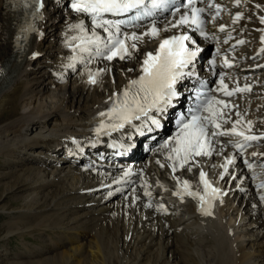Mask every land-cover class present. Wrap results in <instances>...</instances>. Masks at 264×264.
Listing matches in <instances>:
<instances>
[{"label":"bare ground","instance_id":"bare-ground-1","mask_svg":"<svg viewBox=\"0 0 264 264\" xmlns=\"http://www.w3.org/2000/svg\"><path fill=\"white\" fill-rule=\"evenodd\" d=\"M4 3L0 0V167L6 170L0 172V213L7 219L0 241L35 231L61 233L47 264H80L84 256L88 264H111L113 252L116 264H264V189L245 180L242 192L234 181L227 184L229 175L220 174L218 183L226 191L204 213L207 195L193 176L181 174L176 163L148 168L144 178L154 188L149 196L160 195L174 207L166 216L144 202L142 190L131 188L121 196L128 187L123 175L110 179L66 161L79 144L95 141L100 112L112 106L137 64L117 63L110 72L108 64L92 65L87 52L74 48L85 65L73 68L65 47L82 34L74 27L78 20L61 17L50 6L33 38L20 44L21 19ZM263 103L264 98L257 101ZM60 146L66 152L56 159L65 161L50 166L51 150ZM188 191L198 194L194 204L170 194ZM32 218L38 222L26 220ZM121 249L132 255L121 256Z\"/></svg>","mask_w":264,"mask_h":264},{"label":"snow or ice","instance_id":"snow-or-ice-1","mask_svg":"<svg viewBox=\"0 0 264 264\" xmlns=\"http://www.w3.org/2000/svg\"><path fill=\"white\" fill-rule=\"evenodd\" d=\"M197 0H187L186 3L180 4L178 0H151V8L145 7V0H71V8L77 13H83L91 17L93 23L97 27H104V31L108 33V40L104 42L99 36H95L94 40H89V43H94L97 45L96 55L103 56L107 60H112L116 57L123 60L132 55L131 50L137 49V43L142 39V36H138L135 32L127 33L121 31V25L125 26H136L132 24L133 20H139L144 16L153 15L152 9H167L169 7H174L173 15L176 12H180L181 8L190 9L191 16L186 12L183 13L176 23L172 24V27H178L180 25L192 24L196 25L200 29V34L207 38V34L203 31L202 25L204 21L200 18V13L205 11L204 8L195 7ZM239 3V0H237ZM41 8L43 4L39 5ZM209 8L215 7L217 9V15L219 14V5L209 4ZM133 10H137L136 15L133 16L128 21L113 22L110 20L102 19L104 14H120L127 13ZM215 17H213L214 19ZM240 18L237 15L236 19ZM261 23H264V17H261ZM74 27H79L81 31H84L83 25H75ZM114 30V31H113ZM224 27H220V31H224ZM144 35H150L156 37L159 35V29L156 27L155 22H153L149 31L144 33ZM192 38L187 35L172 36L171 38L164 39L155 54L152 52L147 53L146 57L142 63L143 75L140 76L138 80H133L130 82L131 86H139L137 93L132 96L129 100V91L126 89L123 93L124 100L120 105L115 106L108 113L110 118H115L120 121L118 124H113L111 127L118 129L123 127L124 123H129L133 118L139 119L138 115L135 113H145L144 104H147L149 108H155L158 112H163L164 108L162 105H167L171 102L172 98L177 95L174 85L177 80L180 79L185 73L183 69L191 64L197 53L200 51L199 48L195 50H190L186 45L185 41L191 40ZM264 40V37L261 38ZM131 41L132 43H128ZM195 43V41H193ZM239 43H244V41H239ZM87 50V49H85ZM264 51V49H262ZM215 63V61H213ZM188 75H191L189 73ZM90 82L95 83L92 78V74H89ZM221 89L224 91L225 95L231 96L233 93L227 90V85L223 82V77H221ZM250 90L247 87L244 89L237 88L236 91ZM140 93H143V103L136 99ZM216 104H223L224 107H228L223 101H217L214 98H209L207 103L203 106V111L208 112V116L192 115L191 120L181 121L180 132L176 138L177 147L173 149L176 154V158L187 162L191 156L200 155H210V141L209 132L206 127V123H211L215 128L219 129L220 124L216 122V117L219 110L214 107ZM104 116L105 113H101ZM151 123L156 127L160 126V120L153 118ZM239 123V121H237ZM106 126L102 123L100 128L97 129L99 133ZM217 135H237L243 138L245 143L258 139L254 135H245L243 131H237L236 126L230 130H225L222 132H212L211 136ZM235 147L242 149L244 147L243 143L237 142ZM253 155H256L253 153ZM172 157H169L171 159ZM233 160L229 158L225 164L221 165L227 172V165L231 164ZM251 167V165H249ZM126 175L128 173H125ZM201 181L205 185L206 192L211 188V185L205 179V173H200ZM223 178V176H221ZM185 189L189 187L188 182H184ZM264 187V185H261ZM218 189L211 188V192L215 194ZM188 195L196 196L198 194L188 191ZM201 201L204 197H200Z\"/></svg>","mask_w":264,"mask_h":264},{"label":"rangeland","instance_id":"rangeland-1","mask_svg":"<svg viewBox=\"0 0 264 264\" xmlns=\"http://www.w3.org/2000/svg\"><path fill=\"white\" fill-rule=\"evenodd\" d=\"M56 13L53 14V16H55ZM5 170L6 169H3L0 167V172H3ZM9 202H10V199H9ZM6 219L7 217H5V215L3 214L1 215L0 213V234L4 231V228L1 226L4 223V221H6ZM26 220L31 223L38 222V218H32V219H26ZM44 222L45 220L42 219V223ZM47 231L46 230L42 232L35 231L33 232V234L32 233L27 234L23 237L12 236L8 240V242L6 241L7 243L0 241V264H47V262L50 260L52 256L50 252H54L55 250H57L58 249L57 245L62 240L61 233H58L52 230H47ZM126 231H127L126 229H122V233L124 234L123 237L125 236L124 232ZM129 236H131L130 233H128V237ZM113 238H111V245H110L109 250L113 249V244H112L114 242ZM72 241L73 239H71L69 243H71ZM65 247H68V246H65ZM109 250H107L106 248L103 250L104 253L106 252L107 260H109L108 258ZM128 250L121 249L122 251L121 256L132 255L131 251H128ZM48 251L50 252L48 253ZM109 257L111 260V264L112 263L116 264L115 260L117 257V253L113 252V254ZM80 261H81L80 264H88L89 262L88 256L82 257ZM57 264H60V263H57Z\"/></svg>","mask_w":264,"mask_h":264}]
</instances>
